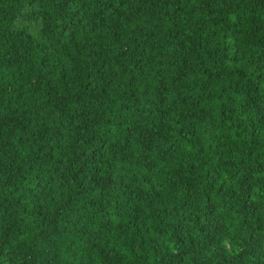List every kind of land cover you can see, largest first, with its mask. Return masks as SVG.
I'll return each instance as SVG.
<instances>
[{
	"label": "trees",
	"instance_id": "16d2710c",
	"mask_svg": "<svg viewBox=\"0 0 264 264\" xmlns=\"http://www.w3.org/2000/svg\"><path fill=\"white\" fill-rule=\"evenodd\" d=\"M0 262L264 264V0H0Z\"/></svg>",
	"mask_w": 264,
	"mask_h": 264
},
{
	"label": "flooded vegetation",
	"instance_id": "af4514ba",
	"mask_svg": "<svg viewBox=\"0 0 264 264\" xmlns=\"http://www.w3.org/2000/svg\"><path fill=\"white\" fill-rule=\"evenodd\" d=\"M0 264H3V262H0Z\"/></svg>",
	"mask_w": 264,
	"mask_h": 264
}]
</instances>
